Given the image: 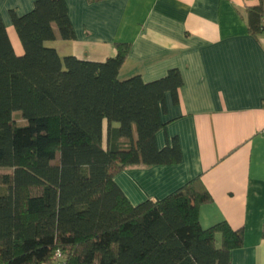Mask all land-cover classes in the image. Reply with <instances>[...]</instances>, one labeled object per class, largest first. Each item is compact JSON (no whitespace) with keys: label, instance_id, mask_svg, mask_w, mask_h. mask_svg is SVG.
Wrapping results in <instances>:
<instances>
[{"label":"trees","instance_id":"16d2710c","mask_svg":"<svg viewBox=\"0 0 264 264\" xmlns=\"http://www.w3.org/2000/svg\"><path fill=\"white\" fill-rule=\"evenodd\" d=\"M245 13L249 33L263 35L264 0ZM10 18L23 53L0 16V264H230L243 231L201 228L211 198L199 178L135 206L114 182L127 168L181 161L176 138L156 144L179 71L121 79L129 44L104 62L60 57L46 43L74 39L65 0Z\"/></svg>","mask_w":264,"mask_h":264},{"label":"crops","instance_id":"0c3cea01","mask_svg":"<svg viewBox=\"0 0 264 264\" xmlns=\"http://www.w3.org/2000/svg\"><path fill=\"white\" fill-rule=\"evenodd\" d=\"M36 0H0V16L16 55L23 51L10 12L22 16ZM253 0H65L74 39L46 43L60 57L104 62L115 44H129L119 77L149 83L177 69V103L167 95L162 149L176 138V165L132 167L114 182L128 202H155L199 178L211 198L198 209L206 230L225 222L243 231L230 264H264V34L252 36Z\"/></svg>","mask_w":264,"mask_h":264},{"label":"built area","instance_id":"2783aa9c","mask_svg":"<svg viewBox=\"0 0 264 264\" xmlns=\"http://www.w3.org/2000/svg\"><path fill=\"white\" fill-rule=\"evenodd\" d=\"M57 257H59V255H57Z\"/></svg>","mask_w":264,"mask_h":264}]
</instances>
